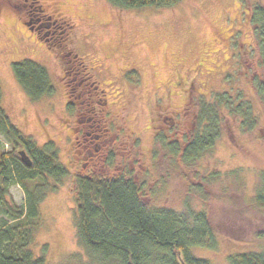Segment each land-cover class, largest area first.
Instances as JSON below:
<instances>
[{
    "label": "rangeland",
    "instance_id": "374dc122",
    "mask_svg": "<svg viewBox=\"0 0 264 264\" xmlns=\"http://www.w3.org/2000/svg\"><path fill=\"white\" fill-rule=\"evenodd\" d=\"M249 1L180 0L170 6L121 7L109 0H39L41 11L55 17L62 28L63 40L60 36V44L50 47L44 39L47 34L30 28L37 0H0V105L22 133L38 145L52 146L67 170L58 177H36L25 187L16 183V177L9 178L6 198L18 204L28 202L26 192L36 183L42 188L33 192L42 196L38 215L31 219L32 256L42 255L45 264H101L90 259L75 232L74 181L82 156L69 128L79 122L65 107L67 96L75 100L77 91L75 81L73 90L64 85L59 54L66 50L65 57L72 59L75 53L85 63L79 66L85 76L79 87L87 85L89 100L98 101L99 116L124 135L121 146L127 144L129 156L138 157L135 172L144 179L150 203L180 211L207 209L206 188L191 184L190 176L204 175L211 189L224 198L255 193L264 182V117L239 63L241 51L254 47L244 14ZM66 21L72 23L69 28L63 26ZM23 57L45 65L52 86L49 93L36 99L27 96L11 69L12 61ZM130 70H135L136 81L126 79ZM223 90L232 93L233 106L239 99L243 107L249 102L257 116L253 127L245 130L241 114L227 113L221 134L190 164L185 163L186 168H164L167 160L159 146H153L156 129L170 122L169 115L179 116L184 101H211ZM136 139L138 144L132 145ZM9 148L0 134V149ZM153 149L158 152L152 153ZM125 160L129 166L131 160ZM186 169H190L187 174ZM215 240V247L194 246L191 252L214 264H230L227 254L264 247V239H237L219 229Z\"/></svg>",
    "mask_w": 264,
    "mask_h": 264
},
{
    "label": "trees",
    "instance_id": "16d2710c",
    "mask_svg": "<svg viewBox=\"0 0 264 264\" xmlns=\"http://www.w3.org/2000/svg\"><path fill=\"white\" fill-rule=\"evenodd\" d=\"M109 1L121 7H140L170 6L180 0ZM37 2L36 10L40 11L39 0ZM244 14L254 47L241 51L239 63L264 117V2L249 1ZM71 25L69 21L63 22V26ZM72 56L74 66L78 69L80 65L85 66L75 53ZM11 69L31 99L52 90L47 68L42 63L23 57L12 61ZM130 71L133 74L126 73V79L136 81L135 70ZM237 96L240 97L239 92ZM231 97L232 93L223 90L215 93L211 101L202 98L189 103L184 101L182 116L153 135V146L158 145L160 154L167 160L164 168H186L187 163L190 164L221 134L227 113L241 114L240 124L245 130L253 127L257 116L252 114L249 102H243V107L239 99L240 102L233 106ZM73 104L68 103L67 109L73 110ZM0 134L10 144L8 150L0 149V213L5 215L0 218V264H45L43 256H32L28 246L32 240V220L38 215L37 202L42 196L33 192L42 188L36 183L26 192L28 202L18 204L6 198L7 186L10 177H16V183L25 187L36 177L43 180L48 175L61 176L66 173V167L58 160L52 146L38 145L22 133L1 105ZM122 143L124 141L115 139L109 149L93 158L92 167L81 168L75 175L76 237L93 262L180 264L176 253L179 251L185 264H214L207 257L194 255L191 247H215L217 229L237 239L247 236L264 239V182L256 186L251 197L237 192L236 199L228 195L224 198L212 190L204 175L190 176L191 184L201 190L206 188L207 209L187 207L180 211L166 204L154 205L147 197L150 192L145 191L144 179L140 180L135 172L134 162L140 163L138 157L137 160L134 154L130 157L127 144L122 148ZM136 144L137 139L132 145ZM19 150L25 152L29 163L21 159ZM157 152L158 149H153L152 153ZM125 158L131 160L129 166ZM188 171L190 169L185 170L186 174ZM227 258L230 264H264V247L229 253Z\"/></svg>",
    "mask_w": 264,
    "mask_h": 264
},
{
    "label": "flooded vegetation",
    "instance_id": "af4514ba",
    "mask_svg": "<svg viewBox=\"0 0 264 264\" xmlns=\"http://www.w3.org/2000/svg\"><path fill=\"white\" fill-rule=\"evenodd\" d=\"M33 14L35 15L34 18L35 22H33V24L30 25V28L34 30L36 33L47 34L45 35L44 39L48 43V46L52 47L55 45H59L60 36H61V40H63L62 28L61 26L59 27L60 25L59 21H57L55 17L50 19L51 15L49 13L42 12L41 10ZM28 17H30V14L28 15ZM66 34L64 36H66ZM66 52L67 54H69L68 50H66L65 53L61 52L59 54L61 55L60 57L62 60V73L64 75L63 76L64 85L66 84L68 86V89L73 90L74 86L72 84L73 83L72 81H75V84L78 85V87L74 84L77 89L74 95L76 98L75 99L76 102H74L75 100H71L70 96H67L65 107L67 109L68 103H74L73 104L74 109L73 110L67 109V110L69 111V113H74L75 120H77V122L75 121V123L79 122V124L70 125L69 128L70 131L73 133V136L75 137L76 144H80V146L77 147V151L80 152V156H82L80 161L81 162L80 169L81 168L86 169L92 167L91 162H93V158L96 155L100 154L102 150L109 149V147L113 144L115 139L116 141H124V142L126 140L121 139V136L123 134L120 136L119 130L114 129L115 125L111 127L109 125V121L105 122L103 118L99 116V113L101 111L98 106L99 105L98 101L96 100L93 101L91 99L89 100L90 96H87V94L89 93L88 92L89 88L87 87V85L79 87L80 85H83L85 83V79H84L85 76L84 75L82 76L81 71H79V69L76 66H74V62L71 61L73 59V56L72 59L64 56ZM95 83L96 81L93 83L94 86L96 87L97 83L96 84ZM77 102L79 103L75 104ZM104 103L108 104L106 98H104ZM182 113H183V105H181V111L179 112V116H176L174 118L173 116L170 115L168 116L170 120L169 123H173L178 117H180ZM164 118H166V116H164ZM111 123L113 124L114 122ZM157 130L158 129H156V132ZM79 134H80V138H79ZM122 138L125 139L124 135L122 136Z\"/></svg>",
    "mask_w": 264,
    "mask_h": 264
},
{
    "label": "water",
    "instance_id": "95a60500",
    "mask_svg": "<svg viewBox=\"0 0 264 264\" xmlns=\"http://www.w3.org/2000/svg\"><path fill=\"white\" fill-rule=\"evenodd\" d=\"M19 154H20V157L23 161L29 163V158L27 157V155L25 154V152L23 150H19ZM176 253H177V256H179L180 264H185L183 259L179 255V251H177Z\"/></svg>",
    "mask_w": 264,
    "mask_h": 264
}]
</instances>
